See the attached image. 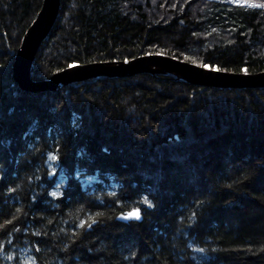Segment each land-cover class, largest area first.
<instances>
[{
  "label": "trees",
  "instance_id": "1",
  "mask_svg": "<svg viewBox=\"0 0 264 264\" xmlns=\"http://www.w3.org/2000/svg\"><path fill=\"white\" fill-rule=\"evenodd\" d=\"M253 4L61 0L31 75L157 54L261 73ZM42 5L0 0L1 264H264V88L139 73L24 91L13 66Z\"/></svg>",
  "mask_w": 264,
  "mask_h": 264
},
{
  "label": "water",
  "instance_id": "2",
  "mask_svg": "<svg viewBox=\"0 0 264 264\" xmlns=\"http://www.w3.org/2000/svg\"><path fill=\"white\" fill-rule=\"evenodd\" d=\"M61 0H43V5L36 19L26 32L15 57L13 78L27 92L56 91L62 85L98 77H126L139 73L175 74L200 86L220 88H264V72L257 74L216 71L197 64L180 61L163 55H146L130 61L101 62L96 68L72 64L52 76L49 80L35 81L31 77L33 63L42 42L47 38L58 18ZM138 61V63L133 62ZM111 63L108 68L104 64ZM91 64V63H90ZM1 264V262H0Z\"/></svg>",
  "mask_w": 264,
  "mask_h": 264
},
{
  "label": "snow or ice",
  "instance_id": "3",
  "mask_svg": "<svg viewBox=\"0 0 264 264\" xmlns=\"http://www.w3.org/2000/svg\"><path fill=\"white\" fill-rule=\"evenodd\" d=\"M236 2H239V0H236ZM252 7H261V8H264V4H260V5H251ZM69 67H74V65H69ZM201 67H204V68H209L210 66L209 65H206V64H202ZM213 70H216V71H220L219 68H216V69H213ZM244 71L246 72L247 69H244ZM48 160L50 161H59V156L56 154V153H53L51 154L49 157H48ZM50 175H54L55 174V170H53L51 173H49ZM53 197H56L57 196V193L55 191H53L52 193H50ZM143 203L147 204L148 207H153V205L151 203H149L147 197H144L143 198ZM195 215V214H193ZM122 219H135V220H140L141 219V212H140V209H134L128 213H124L122 214L121 216ZM6 223H11V221H7ZM96 223V220L94 218L91 219V223H89L88 220H81L80 223H79V227L80 228H85V227H88L90 228L92 226V224H95ZM0 227H3V225H0ZM18 231V229H17ZM38 234V233H37ZM39 249H37L38 251ZM197 251H203V249H197ZM9 259H11V257H8ZM34 264V262H33Z\"/></svg>",
  "mask_w": 264,
  "mask_h": 264
},
{
  "label": "rangeland",
  "instance_id": "4",
  "mask_svg": "<svg viewBox=\"0 0 264 264\" xmlns=\"http://www.w3.org/2000/svg\"><path fill=\"white\" fill-rule=\"evenodd\" d=\"M232 1V0H231ZM133 62H136V63H138V61H133ZM100 63L101 62H97V61H94V62H92L91 64L90 63H86V64H84V66H88V67H92V68H96L98 65H100ZM106 67H108V68H112V67H114L111 63H105L104 64ZM31 77H32V75H31ZM32 79L34 80V78L32 77ZM50 161V160H49ZM51 162V164H50V167L53 169V167L55 166V164H54V161H50ZM82 181H83V184L84 185H87L88 183H90V182H92L93 181V179L91 178V177H81L80 178ZM63 185V182H58V184H57V186H56V189H54L53 191H55L57 194L59 193V189H60V187ZM111 187H113V185L111 186ZM114 188H115V186H114ZM113 189V188H112ZM26 252V251H25ZM25 263L26 264H28L29 263V259H27L26 261H25Z\"/></svg>",
  "mask_w": 264,
  "mask_h": 264
}]
</instances>
